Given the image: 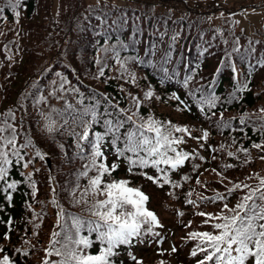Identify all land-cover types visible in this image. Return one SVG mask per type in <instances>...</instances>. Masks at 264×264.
<instances>
[{
    "label": "trees",
    "instance_id": "obj_1",
    "mask_svg": "<svg viewBox=\"0 0 264 264\" xmlns=\"http://www.w3.org/2000/svg\"><path fill=\"white\" fill-rule=\"evenodd\" d=\"M204 3L205 0H126L117 5L104 0H20L19 7L13 10L7 0H0V7L5 9L0 14V119L11 110L16 119L9 122L19 131L17 145L31 139L44 156L41 160L29 147L21 149L23 161L9 157L12 164L8 175L0 181V256L8 255L12 264H55L59 257L48 255L52 233H62L61 225H71L68 215L61 217L57 213L63 209L65 214L95 219L85 210L88 205L75 204L70 194L75 188L79 198L88 183L87 177L78 176L86 162L80 158L72 134L81 129L72 124L67 112L61 117L52 109L63 112L66 104H72L74 109L82 110L99 101L98 119L106 108L115 112L125 109L119 113L123 119L125 114L137 111L131 99L135 96L141 102L138 112L143 120L151 117L186 127L195 137L202 136L203 131L209 136L198 141L185 135V143L178 150L190 153L189 160L175 170L161 165L173 182L169 184L149 181L147 175H162L151 167L129 173L128 162L118 158L109 139H105L103 151L108 165H119L105 179L128 180L129 186L149 197L147 202L160 217L159 224L174 226L147 241L150 233L138 238L143 243L156 244L163 235L160 246L167 243L170 251L142 260L129 252L133 249L130 245H123L113 262L133 264L129 253L142 264H156L159 260L164 264H197L203 259L199 251L197 256L191 255L199 240L188 234L212 229L197 213L217 214L224 203L234 207L247 189H236L231 194L226 190L235 183L256 187L259 178L264 177V17L251 34H246L234 16L230 20L227 11L218 13L219 7ZM117 56L124 62L123 68ZM102 65H106L104 75L99 76ZM162 68H167V73ZM186 76L192 77L187 87ZM62 80L68 81L63 91L59 87ZM197 88L217 98L215 108L196 102L201 93H196L195 99L189 95ZM54 90L56 97L51 95ZM149 90L153 97L145 100L144 93ZM173 93L184 101L183 105L172 98ZM40 97H45L46 102L37 103ZM81 99L83 104L78 103ZM41 113L56 122L52 133L46 130L48 121ZM64 119L69 123L61 127ZM130 126L126 124L121 133ZM95 131H104L102 122L92 126L90 135ZM82 144L87 154V142ZM117 146L123 147L122 142ZM228 152L233 155L228 156ZM24 163L29 166L24 168ZM94 174L90 172L89 176ZM13 181L16 187L7 189ZM217 192L227 199H205ZM9 194L11 200L7 199ZM88 199L91 201L90 196ZM189 200L194 203L189 204ZM79 234L93 241L94 232L90 233L87 226ZM100 249L94 242L85 251L95 255Z\"/></svg>",
    "mask_w": 264,
    "mask_h": 264
},
{
    "label": "snow or ice",
    "instance_id": "obj_2",
    "mask_svg": "<svg viewBox=\"0 0 264 264\" xmlns=\"http://www.w3.org/2000/svg\"><path fill=\"white\" fill-rule=\"evenodd\" d=\"M7 4L15 10L19 7L20 0H7ZM4 10L3 7H0V14ZM15 15L18 16L19 12H16ZM105 51L108 50L105 49ZM233 51H238V49L234 48ZM117 61L123 68L124 62L119 61L118 56ZM97 63L99 64L100 61H97ZM105 66L100 67L99 76L104 75ZM162 71L167 73V68H162ZM216 71L219 72L220 69L217 68ZM233 71L235 72L234 67ZM132 79L134 81L135 77L132 76ZM191 79V76L185 77V87L188 86ZM67 83V80L61 81L59 86L61 91L64 90ZM73 91L78 92L79 90L73 89ZM198 92L201 93L200 99L196 101L198 104H206L208 108L216 107L217 98L212 94L204 95L201 88L195 89L189 95L195 99ZM51 95L56 97V91L54 90ZM152 97V91L149 90L144 93L145 100ZM172 98L179 101L181 105L184 104V101L175 93H173ZM131 99L132 106L137 111L132 112L131 115L125 114L123 119L119 117V113L125 112V109H119L118 112H115V109L109 111L107 108L101 118L98 119L97 105L99 101H96V104L85 106L82 110L74 109L72 104H66L63 112L52 109L61 117L67 112L71 117L72 124L81 129V131H74L72 134L76 138V148L79 151L80 158L87 161L78 176L87 177L88 183L80 192L79 198L76 197L75 188L70 194L75 204L88 205L85 210L92 217H95V219L85 220L80 216L65 214L63 209L57 213L61 217L68 215L71 219V225H61L62 233H52L54 239L50 250H48V255L51 256L54 253L59 257L55 264H114L112 258L118 255L117 250L120 246L131 245L134 239H138L145 232L158 235V233H153V226L159 225V221L156 215L145 207V202L149 200V197L139 188L129 186L130 182L128 180L105 179L106 176L110 177L111 173L119 167L116 163L111 165L106 163L107 157L103 151L106 138L109 139L110 147L116 156L118 158L123 157L128 162L129 173H132L136 168L151 167L162 175L155 178L147 175L146 178L149 181L156 183L163 180L164 184H169L173 182L161 165H166L169 169L175 170L189 160L190 153L178 150V146L185 143V135L198 141L207 140L209 136L207 131H203L202 136L195 137L192 136L190 129L186 127L166 124L151 117L145 121L139 116L138 112L141 104L140 100L135 96H132ZM40 102H46V98L40 97L37 103ZM78 103L83 104V99ZM200 110L203 112L204 108L201 107ZM127 111H131V109ZM41 115L48 121L45 124L46 130L49 133L55 131L56 122L51 119V116L44 113H41ZM105 115L110 118H104ZM212 115H215V113L213 112ZM134 117H136L135 120ZM208 118L211 119V117ZM15 119L16 117L11 110L4 114L3 119H0V181H4L8 175L6 166L12 164L10 156L16 157L18 162L24 160L21 149L32 147L35 149V155L41 160L44 159V156L32 143L31 139H26L24 143L17 145L19 131L13 123L9 122V120L15 121ZM136 120L141 122L137 123ZM101 122L104 131H95L90 135L92 126ZM68 123V119H64L61 127L68 125ZM126 124L131 126L127 131L121 133V129ZM223 126L227 127L228 124L225 123ZM176 133L184 135H175ZM82 142H87L90 149L87 154H85ZM121 142L123 147L117 146ZM200 146L204 147L203 144ZM61 147L63 146L61 145ZM253 147L262 148V145L253 144ZM227 155L232 156L233 153L228 152ZM199 158L204 159V157ZM261 159H264V157H261ZM28 166V163L23 164L24 168ZM231 166L226 165L225 167ZM93 171L95 174L89 176V173ZM217 175L222 174L217 172ZM28 178L30 179V175ZM184 179L187 180L188 177L185 176ZM196 182L201 183L199 180ZM173 186L179 187V184H173ZM15 187V181L7 184V189H14ZM33 187H35L34 183ZM76 188H79V184L76 185ZM236 189H247V192L234 207H229L227 203H224L223 208L217 214L197 213L200 217L205 218L203 223L212 229V231L191 232L188 234L189 238L199 240L191 255L197 256L198 251L204 254L203 259L198 260L197 264H264V177L259 178V184L256 187L235 183L232 188H228L226 191L231 194ZM89 196L91 201L88 199ZM98 197L104 198L99 199ZM7 199L11 200L10 194ZM205 199L211 202L223 201L227 199V196L217 192L214 197ZM53 203H56L55 200H53ZM188 203L193 204L194 201L189 200ZM180 215H183V213H180ZM85 226L88 227L90 233L94 232L96 234V240L102 245L98 254L91 255L85 251L94 243L87 236H80V230ZM56 245H59V247H56ZM172 251L175 252L176 249L173 248ZM2 252L3 249H0V253ZM129 255L133 264H142V261L138 260L135 255L131 253ZM0 264H12V261L8 255H2L0 256ZM44 264H49V262L45 261ZM160 264H164V261H161Z\"/></svg>",
    "mask_w": 264,
    "mask_h": 264
},
{
    "label": "rangeland",
    "instance_id": "obj_3",
    "mask_svg": "<svg viewBox=\"0 0 264 264\" xmlns=\"http://www.w3.org/2000/svg\"><path fill=\"white\" fill-rule=\"evenodd\" d=\"M111 3H124L126 0H106ZM203 1V0H199ZM261 0H205L204 4L211 6H220L221 10H232L236 7H242L246 5L257 4ZM220 10V11H221ZM263 16V13L259 9L251 10L247 15H240L238 20L240 21L243 29L250 33L254 27L259 23V18Z\"/></svg>",
    "mask_w": 264,
    "mask_h": 264
}]
</instances>
